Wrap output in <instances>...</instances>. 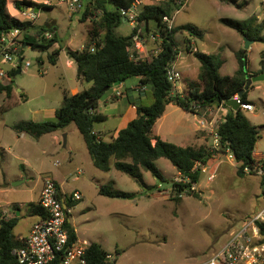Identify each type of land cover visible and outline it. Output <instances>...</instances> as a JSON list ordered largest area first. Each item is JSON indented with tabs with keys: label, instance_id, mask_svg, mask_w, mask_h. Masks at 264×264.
I'll use <instances>...</instances> for the list:
<instances>
[{
	"label": "rangeland",
	"instance_id": "obj_1",
	"mask_svg": "<svg viewBox=\"0 0 264 264\" xmlns=\"http://www.w3.org/2000/svg\"><path fill=\"white\" fill-rule=\"evenodd\" d=\"M33 1L49 6L40 8L35 23L41 27L56 22L52 34L57 42L48 51L34 49L30 45L22 48V71L10 77L13 86V97L8 102L10 108L0 112V147L3 150L0 148V206L7 218L22 211L14 229L15 237L27 235L37 218L28 212V204L36 202L39 183L45 175L58 172V179L65 182L69 192L75 188L81 192V199L72 205L70 215L78 237L100 244L110 253L114 264H195L211 258L248 217L264 206V188L258 174L246 172V175L239 176L237 161H232L227 152L213 150V137L209 130H199L195 135L194 125H198L200 115L184 111L174 104L168 107L167 116L154 127V133L166 141L180 146L192 143L215 152L202 166L201 178L194 186L193 195L187 191L179 195L174 191L173 182L181 175L164 157L156 161L163 179L142 170L144 185L115 168L112 171L98 169L74 123L40 138L21 135L13 129L12 126L22 120L57 121L54 109L60 107L64 95H73L90 87L88 81L79 79L77 64L69 56L68 49H84L88 29L92 27L93 20H100L102 15L101 11L92 10L86 21H81L88 0H84L82 7L73 13L67 0ZM161 1L139 0L136 11L139 13L146 4H159ZM176 1H183V5L173 17L174 26L194 25L204 33L198 44L197 38H189L187 31L180 30L176 34L179 54L175 62L180 64L174 62V65L181 74L178 84L183 85L184 77L189 76L182 71L183 64L194 59L198 62L194 55L188 53V47L199 46L200 51L220 55L224 59L220 74L233 75L238 68L236 52L244 48L246 40L221 20L244 21L258 18V14L263 16L260 7L264 0H238L236 4L229 0ZM14 3L15 0H8L10 14L24 20ZM155 26L156 22L151 21V31H144V36L140 37L152 49L160 47L163 41L156 34ZM132 28L131 22L124 21L117 28V33L128 35ZM38 38L42 39L43 34ZM56 49H61V53L57 63L53 64L49 55ZM263 51L264 42L249 43L248 70L252 74L258 75L256 73L261 69ZM27 62L31 63L28 68ZM0 67L9 70L13 65L1 57ZM197 71L199 73L200 68ZM112 93L109 89L99 105L108 119L94 124V129L106 140L113 139L117 132L121 119L114 114L125 104L108 103ZM248 100L254 109L243 108V111L258 128L254 156L256 162H260L264 159L263 81L253 82ZM214 112H218L217 108ZM109 182H113L115 190L130 196L100 194V186Z\"/></svg>",
	"mask_w": 264,
	"mask_h": 264
},
{
	"label": "trees",
	"instance_id": "obj_2",
	"mask_svg": "<svg viewBox=\"0 0 264 264\" xmlns=\"http://www.w3.org/2000/svg\"><path fill=\"white\" fill-rule=\"evenodd\" d=\"M139 0H88L85 12L80 18L86 21L89 12L101 11L100 20H93L88 29L87 43L82 50H68V54L77 64L79 78L91 82V86L73 95H65L62 104L56 111L57 121L22 120L14 124L13 129L26 133L34 138H40L47 133L66 128L74 123L83 135L89 154L94 165L102 171H110L113 167L129 174L137 182L144 185L142 170L150 171L154 176L163 179V175L156 165L159 158L168 159L183 178L189 182H173V189L181 195L187 191L194 194L192 186L200 181L202 166L206 165L215 152H227L235 155L238 163V175H246L245 168H253L256 164L255 147L259 138V131L244 113L242 105L237 111L226 102L245 87L253 75L248 70V49L236 52L238 68L233 75H221L220 69L224 59L218 54L194 51L188 47L200 62L198 78L187 80V90L179 91L168 78V68L178 57L176 34L187 31L191 37L202 40L204 33L194 25H186L168 29L164 16L173 18L180 10L183 1L162 0L159 4H146L136 16V22L128 35H120L117 28L127 19L124 10L136 6ZM236 4L238 0H229ZM15 7L37 6L33 0H15ZM156 22L155 32L162 38V51L157 56L138 58L133 50L136 38L143 37V32H150V22ZM128 21V20H126ZM226 26L240 32L243 36L264 42V24L256 17L239 21L230 18L221 20ZM20 28L25 32L20 40L21 48L25 44L34 49L48 51L56 42L55 36L39 39L38 36L53 31L54 26H38L30 21H23L14 17L8 10V0H0V38L3 33ZM102 36V37H100ZM100 37V39H99ZM95 45V50L91 48ZM61 49H56L49 55L51 63L56 64ZM263 57V55H262ZM21 69V63L16 67L5 70L0 79V112L10 108L8 102L13 97V86L10 77ZM22 71V69H21ZM20 71V72H21ZM264 72V57L260 71ZM138 77L144 87V93L136 103L137 117L122 128L118 135L111 140H105L94 131L96 122L106 121L108 116L99 111V102L104 94L113 86L128 79ZM147 86V87H146ZM248 90L240 98L241 103L252 104L248 100ZM26 99V98H25ZM175 104L184 111L203 116H210L209 110L224 105L229 108L225 120L219 125L218 133L221 138L219 150L211 151L205 146H180L169 142L154 133V127L169 104ZM214 108V109H213ZM264 166V159L261 161ZM99 193L109 197H129L130 194L114 189L113 182L102 185ZM17 209H21L17 207ZM28 212L32 216L45 217L44 208L40 201L30 202ZM20 216L15 214L7 218L0 207V264H25L13 254V249L21 243L15 237L14 229ZM71 239H76L75 229L67 225ZM264 236V225H260ZM107 252L97 242H92L86 251L87 264H114Z\"/></svg>",
	"mask_w": 264,
	"mask_h": 264
},
{
	"label": "built area",
	"instance_id": "obj_3",
	"mask_svg": "<svg viewBox=\"0 0 264 264\" xmlns=\"http://www.w3.org/2000/svg\"><path fill=\"white\" fill-rule=\"evenodd\" d=\"M83 2L84 0L66 1L72 13L81 8ZM34 8L35 6H30L19 9L24 16L23 21L36 22L40 14ZM260 8L263 16L258 14L257 19L264 24V3ZM123 14L126 15V20L135 25L136 16L138 15L136 6L130 10H124ZM163 20L168 29L175 27L173 18L164 16ZM24 34L25 32L20 28H15L3 33L0 38V58L2 57L5 62L14 67L18 65V60L21 57L20 40L23 39ZM43 36L51 38L53 34L48 31ZM141 43L142 39L140 37L136 38L133 50L138 48ZM91 50H95V45ZM193 50L196 51L197 49L193 47ZM161 51L162 47L160 46L153 51L151 56H157ZM30 65V62L26 63L27 68ZM4 74L5 70L0 69V77H3ZM167 74L171 83L177 88L181 74L176 70L174 63L168 68ZM237 97L238 95L235 96V98ZM240 104L245 109H254L253 104L241 102ZM223 106L220 107L218 112L210 109V119L206 115L201 117L198 123L200 127L210 131L213 137V149L215 150H219L221 146L218 128L225 120V116L221 114ZM227 155L232 161H236L235 155L230 149L227 150ZM245 172L258 174L262 178L264 188V166L261 161L256 162L253 168L246 167ZM181 177L176 180L178 182H189V179ZM194 186L195 184L192 186L193 189L195 188ZM79 199H81L79 190L66 192L53 177H47L44 180L39 201L44 208L45 217L39 216L27 236L18 237L21 244L13 249V254L20 262L25 264H87L86 251L91 243L78 238L71 239L69 228L67 227V225L72 226L70 221V215L73 211L72 205ZM260 225H264V206L248 217L232 233L227 243L219 251L215 252L211 258L195 264H264V236L261 234ZM108 257H111L110 254Z\"/></svg>",
	"mask_w": 264,
	"mask_h": 264
},
{
	"label": "crops",
	"instance_id": "obj_4",
	"mask_svg": "<svg viewBox=\"0 0 264 264\" xmlns=\"http://www.w3.org/2000/svg\"><path fill=\"white\" fill-rule=\"evenodd\" d=\"M133 27H134V25H133ZM188 33V32H187ZM186 33V34H187ZM188 36H189V34H188ZM189 38H191V36L189 37ZM198 41H201L200 39H197V44H198ZM193 44H195V40H193ZM195 46V45H194ZM152 46L149 44V45H146V44H144L143 43V41H142V43L140 44V46L138 47V48H136L135 49V51L137 52V54H138V57H140V58H142V59H144V58H148V57H150L151 56V54L153 53V51L156 49H152L151 48ZM195 48L196 49H198V50H200V48H199V46H195ZM69 50V49H68ZM189 54H192V55H194L192 52H188ZM194 57H195V55H194ZM178 58V57H177ZM196 58V57H195ZM197 59V58H196ZM177 61V60H176ZM71 63V62H70ZM177 63H179L180 64V62H175V64H177ZM200 62H199V60H198V62L194 59V60H191V62H185L184 64H183V66H182V71H184V72H187V73H189V76L188 77H184V79H183V85H180V84H178L177 85V89L179 90V91H181V92H184V91H186L187 90V86H186V82H187V80H195V79H197L198 78V71L197 70H199V68H200ZM0 69H3L2 67H0ZM197 69V70H196ZM4 70V69H3ZM237 70V69H236ZM76 71H77V68H76ZM196 72V73H195ZM0 79H2V77H0ZM80 80H83V79H81V78H79ZM91 82H89V86H91ZM147 87V86H146ZM112 91L114 92V94L112 93L111 94V97H110V99L108 100V103H111L112 102V104H120V103H122V102H124L125 104H123V106L122 107H120L119 108V110H118V113L116 114H114V116H118L121 120H120V123L118 124L119 125V127L117 128V132L116 133H114L113 134V137L112 138H114V137H116L117 135H118V133H119V131L122 129V128H124V127H126L127 125H128V123L130 122V121H132L134 118H136L137 117V107H136V103L139 101V99H140V97L143 95V93H144V87L140 84V78H138V77H136V78H132V79H128V80H126V81H124V82H122V83H119V84H117V85H115V86H113L112 88ZM65 96V95H64ZM101 101V100H100ZM99 105H100V102H99ZM172 105H174L173 103H171V104H169L168 106H167V108H166V111H167V109H168V107L169 106H172ZM222 105H220V106H217L216 108H217V110H219L220 109V107H221ZM215 108V109H216ZM57 109L58 108H56V109H54V114L56 115V111H57ZM212 109V108H211ZM214 109V108H213ZM99 111L100 112H102V110H101V108H100V106H99ZM166 111H165V113H164V115L161 117V118H159L158 120H157V122L160 120V119H162V118H164V117H166L167 116V113H166ZM229 112V108H227V107H225V106H223V109L221 110V114L222 115H226L227 113ZM103 113V112H102ZM105 114V113H104ZM194 115H196V114H194ZM108 119V118H107ZM41 121H43V120H41ZM156 122V123H157ZM195 132V135H197L196 133H198V131L199 130H201V131H208V129H206V128H202V127H200L199 126V124L198 125H194V129H193ZM94 131L96 132V133H98L95 129H94ZM56 132V131H55ZM52 133H54V132H52ZM21 135H26V133H21ZM158 135V134H157ZM160 136V135H159ZM161 138H163L164 140H165V138L164 137H162V136H160ZM196 139L197 140H200V138H198L197 136H196ZM106 140V139H105ZM197 140H195V141H197ZM195 143V142H194ZM192 144V143H191ZM186 145H189V144H186ZM186 145H181V146H186ZM1 148V147H0ZM1 150H2V148H1ZM3 151V150H2ZM256 153H254V155H255ZM2 156H4V154H3V152H2ZM259 159H261V158H259ZM114 168V167H113ZM112 168V169H113ZM112 169L110 170V171H112ZM58 176H59V174H58V172H51V174H47V175H45L44 177H43V180L39 183V186H40V188H39V196H38V198H37V200L36 201H39L40 200V195H41V191H42V188H43V186H44V180L47 178V177H53L54 179H56L57 180V182L61 185V187L66 191V192H69L70 190H67V188L65 187V182L64 181H60L59 179H58ZM76 179H78V178H76ZM73 189H71V191H72ZM74 190H78L77 188H75ZM0 207H2V206H0ZM19 212V216H21L22 215V211L20 210V211H18ZM37 218H36V220H34L33 222H32V224H31V227H30V231H31V228H32V225L39 219V216H36ZM70 221H71V218H70ZM74 228V227H73ZM75 229V228H74ZM30 231H29V233H30ZM28 233V234H29ZM75 233H76V235H77V238L78 239H80L79 237H78V234H77V231H76V229H75ZM27 234V235H28ZM27 235H24V234H21L20 236H27ZM19 236V237H20Z\"/></svg>",
	"mask_w": 264,
	"mask_h": 264
},
{
	"label": "water",
	"instance_id": "obj_5",
	"mask_svg": "<svg viewBox=\"0 0 264 264\" xmlns=\"http://www.w3.org/2000/svg\"><path fill=\"white\" fill-rule=\"evenodd\" d=\"M34 9L36 11H39L38 7H35ZM124 21H126V20H124ZM55 23L56 22H50V23L46 24L45 26L47 28H51L52 26L55 25ZM245 40H246V43H245L244 49H249V43L250 42H255V40H251V39H249L247 37H245ZM25 46H27V44H25ZM23 54H24V50H22V52H21V57L19 58V63L23 62V59H24V57L22 56ZM20 71H21V69H18V72H20ZM260 81L264 82V72L261 73V74L255 75L253 77H250L248 79V82L245 85V87L237 94L238 97L228 100L226 102V104L228 106H230L233 110L237 111L239 109L240 105H241L240 104V102H241L240 98L243 96V94L246 92V90H248L250 88V86L253 84V82H260ZM65 144H66V140H65ZM18 214H19V212H18Z\"/></svg>",
	"mask_w": 264,
	"mask_h": 264
},
{
	"label": "clouds",
	"instance_id": "obj_6",
	"mask_svg": "<svg viewBox=\"0 0 264 264\" xmlns=\"http://www.w3.org/2000/svg\"><path fill=\"white\" fill-rule=\"evenodd\" d=\"M39 8V7H38Z\"/></svg>",
	"mask_w": 264,
	"mask_h": 264
}]
</instances>
